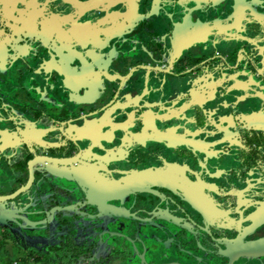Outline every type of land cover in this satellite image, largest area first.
Returning a JSON list of instances; mask_svg holds the SVG:
<instances>
[{
	"label": "flooded vegetation",
	"instance_id": "1",
	"mask_svg": "<svg viewBox=\"0 0 264 264\" xmlns=\"http://www.w3.org/2000/svg\"><path fill=\"white\" fill-rule=\"evenodd\" d=\"M175 192L264 237V0H0V264H213Z\"/></svg>",
	"mask_w": 264,
	"mask_h": 264
},
{
	"label": "water",
	"instance_id": "2",
	"mask_svg": "<svg viewBox=\"0 0 264 264\" xmlns=\"http://www.w3.org/2000/svg\"><path fill=\"white\" fill-rule=\"evenodd\" d=\"M175 196L181 203L179 205L180 210L184 214H186V216L190 215V209H192V211L197 215V218L199 219L201 223L205 224L206 226L211 224L212 221H211L210 215L203 212V210H200L199 208H197L195 204H193L190 200H188L187 195H185L186 197L183 196L181 198L180 195L175 192ZM121 213L122 212L120 211H115L112 214L115 217L124 216ZM4 219L6 221H4ZM170 220L172 224H175V229L173 230L171 229L165 230V229H160V228L158 229L160 230V232L164 233L165 235L167 234L171 235L172 237L171 239L175 243H178L177 246L180 248L178 250L180 251V253H186L185 247H190L191 249L193 247L194 248L196 247L195 244L200 246V241L201 239L204 238L203 234L208 233L209 239L207 241V247L209 249V254H208V258L206 259L207 263L264 264V237L257 238V239H246V236H247L246 235V236H243L242 245H239L237 242L239 239L238 237L240 236V233H241L239 229H236V228L227 229V228H222V227H218L215 225H211V226L209 225L210 229H214L216 231V235L222 236V237L216 238V236L213 235V233L207 231L202 226H200V230L206 233L195 231L190 225L192 224V222H190L189 220L185 222L177 221L174 218H171ZM0 223L2 225H6L10 227L8 216L1 210H0ZM195 223L197 224V221H195ZM113 225L115 226L117 225L116 227H114V229H116L120 233H128V232L133 233L134 232L133 230H130L131 228L128 226L122 227L117 223H113ZM148 226L157 228L152 224H143L140 226L135 225L134 229L138 230L139 233H142V236L144 237V239L147 240V243L143 244V247L148 249V251L150 252H154V251L159 250L158 249L160 248L159 244L162 243V241L160 237L157 236V234L148 231ZM141 228H144L146 232H143ZM224 232H235L238 235L235 238H231L228 236H224ZM114 236H120V238L125 239L123 235L110 234L109 232H102L100 237L106 238V241L116 243L114 245H117L118 240L115 239ZM135 243H136V239H134L131 242V244H135ZM132 247L133 249L135 248L134 246ZM169 247H170V241H166L165 243H163L164 249H168ZM159 254H160V251L158 255ZM188 255H190L189 252H188ZM164 258L165 260H167L165 264H183L182 262L178 260H176L173 263H169L168 261L169 259L173 260V256L171 254L165 253ZM199 262H202V261H199ZM147 263L148 262H144V261L142 262V264H147Z\"/></svg>",
	"mask_w": 264,
	"mask_h": 264
}]
</instances>
